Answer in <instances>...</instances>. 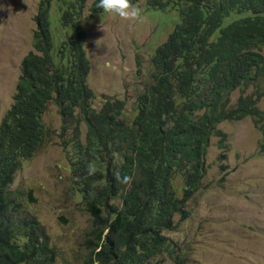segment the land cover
<instances>
[{"label": "trees", "instance_id": "obj_1", "mask_svg": "<svg viewBox=\"0 0 264 264\" xmlns=\"http://www.w3.org/2000/svg\"><path fill=\"white\" fill-rule=\"evenodd\" d=\"M85 1L55 0L51 14V0H38L33 15L32 50L20 61L0 120V264H53L48 235L33 216L17 215L20 203L9 189L22 161L49 137L41 121L48 102L56 105L62 131L85 127L84 144L72 143L74 183L89 215L83 264H159L153 257L163 251L173 264H186L163 231L174 229V215L188 214L185 202L204 173L209 138L224 136L216 126L248 117L264 142V108L257 106L264 96L258 89L264 85V0H145V11H174V22L152 51L150 82L126 121L123 100L91 105ZM98 4L91 2L85 18L104 12ZM249 82L254 94L227 105L230 93ZM259 150L264 153V143Z\"/></svg>", "mask_w": 264, "mask_h": 264}, {"label": "rangeland", "instance_id": "obj_2", "mask_svg": "<svg viewBox=\"0 0 264 264\" xmlns=\"http://www.w3.org/2000/svg\"><path fill=\"white\" fill-rule=\"evenodd\" d=\"M92 1H85L81 18L91 105L97 109L104 98L123 100L126 121L134 114L136 94L150 82V56L172 28L174 11H145V0H132L143 12L141 21H124L107 12L85 18ZM37 3L0 0V119L12 102L21 58L32 50ZM50 6V13H55V0ZM259 52L264 55V45ZM255 91L249 82L230 93L227 105ZM257 106L264 108V96ZM41 121L50 129L49 137L22 161L9 189L20 203L17 215L33 216L48 235L53 264H83L89 215L74 183L72 143L84 144L85 127L81 122L77 130L62 131L53 102L47 103ZM216 128L224 136L209 138L204 173L185 202L189 212L183 219L174 215V229L163 234L186 264H264V153L259 150L263 134L248 117L222 120ZM178 183L177 179L174 184ZM153 259L173 264L165 251Z\"/></svg>", "mask_w": 264, "mask_h": 264}, {"label": "clouds", "instance_id": "obj_3", "mask_svg": "<svg viewBox=\"0 0 264 264\" xmlns=\"http://www.w3.org/2000/svg\"><path fill=\"white\" fill-rule=\"evenodd\" d=\"M97 6L103 9L104 12H107L109 14H114L124 21L134 22V21H141L143 19L142 10L137 5H134L131 2V0H99V4ZM19 72H20V64H19ZM86 174L88 176H92L95 174V169L92 164L87 165ZM116 178L122 184H128L131 181V177L129 176L120 177L119 175H117Z\"/></svg>", "mask_w": 264, "mask_h": 264}]
</instances>
